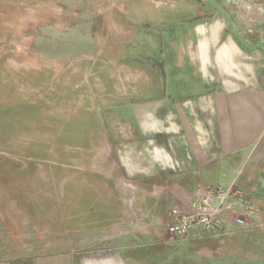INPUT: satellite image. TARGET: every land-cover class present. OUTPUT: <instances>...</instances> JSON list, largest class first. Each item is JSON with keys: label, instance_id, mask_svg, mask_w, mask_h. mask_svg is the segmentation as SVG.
Listing matches in <instances>:
<instances>
[{"label": "rangeland", "instance_id": "rangeland-1", "mask_svg": "<svg viewBox=\"0 0 264 264\" xmlns=\"http://www.w3.org/2000/svg\"><path fill=\"white\" fill-rule=\"evenodd\" d=\"M27 2L0 3V264L62 260L79 248L76 237H81L85 251L114 250L117 235L123 233L125 198H151L148 208L154 207L155 218L169 224L174 208L191 212L203 193L220 203L226 192L224 204L239 201L251 207L246 224H235L232 214L223 210L213 229L197 227L185 237L166 231L161 237L165 242L148 261L264 264V0L225 3L227 11L220 20L233 27V36L250 53L241 63L249 58L255 64L249 85L240 83L233 94L241 108L233 120L226 119L240 124L238 132L230 133H239L238 144L247 147L249 173L241 169L234 179L219 180L218 186L193 180L192 188L174 194L169 178L161 180L154 194L126 197L123 179L115 182L118 194H103L100 186L112 183L98 175L116 171L115 153L123 151L125 138L137 137L123 133V90L134 93V73L143 70V98L156 99L165 92L163 83L152 82L151 75L160 73L162 66L168 69L166 48L184 43L182 27L203 21L196 17L202 4L187 3L190 15L174 16L171 9L181 5L178 0ZM158 11L163 16L152 20ZM128 28L137 35H123ZM139 149L127 148L124 154L137 160L144 155ZM244 158L241 153L230 160L235 166ZM118 209L122 221L104 228L96 225V220H113L110 215ZM86 264L121 263L111 259Z\"/></svg>", "mask_w": 264, "mask_h": 264}, {"label": "crops", "instance_id": "crops-1", "mask_svg": "<svg viewBox=\"0 0 264 264\" xmlns=\"http://www.w3.org/2000/svg\"><path fill=\"white\" fill-rule=\"evenodd\" d=\"M28 1L27 3L47 2V0ZM125 1L128 0H123L124 3ZM159 1L155 0L157 3ZM199 1L202 6L196 17L203 21L182 27L184 43L178 46L169 44L166 48L168 53L165 58L167 57L168 69L162 66L160 73L151 75L152 82L155 79L156 84L160 81L163 83L166 87L165 92L156 99L143 98L141 84L144 83L143 70L140 72L137 70L134 73L136 78L130 80L135 84L136 91L131 93L123 90V110L120 112L121 115L123 114V133L132 132L137 137L130 140L125 138L123 151H119V154L123 155L115 153L117 157L115 162L118 163L116 171L113 170L110 175L98 174L101 178L110 180L109 184L112 183V185L100 186L105 190L101 193L118 194L115 186L117 179H123V196L126 197L154 194L161 188V180L169 178L174 181L171 190L174 194L178 189L192 188L193 180L203 186H218L219 180L228 177L234 179L241 169L249 173L247 168L249 152L247 154L245 151L247 147L238 144L239 133L236 135L230 133L238 132L240 124L230 123L226 119L232 116L231 120H233L235 113L241 108L240 104L235 102L236 97L233 94L238 90L240 83L247 82L249 85L250 76L254 77L255 64L250 63L249 58L247 64L241 63V57L245 60L250 53L233 36L231 31L233 27L228 26V28L226 23L220 20H224L227 11L225 3L236 1L245 4L250 0ZM12 2L15 3L17 0H0V3ZM178 2L182 3L171 9L172 15H190L191 8L186 4H191L195 0H178ZM248 13L249 9L245 11L244 17H249ZM233 14L230 11V16L233 17ZM162 16L158 11L153 13L152 20ZM214 19L215 21H211ZM124 33L137 35L133 28H128L127 32L123 29V35ZM138 49L143 50V48ZM125 50L127 49L124 47L123 62L127 55ZM164 72L167 74L165 81L162 79ZM138 84L141 85L138 87ZM139 88L141 90L138 91ZM127 99L135 101V105H129ZM127 148H132L135 152L140 148L144 155L135 160V156L124 154ZM241 153L245 156L244 160L234 166L230 158L236 159ZM165 183L167 184V181ZM163 186L165 187V184ZM244 189L247 192L252 191L250 185H246ZM149 199L151 198H132V202L127 198L123 200L125 229L123 228V233L117 235L119 240L116 239L114 250L85 251L79 242L81 237H76L79 248L74 251L73 256L63 257L62 260L45 258L43 261H36L37 264H86V262L96 263L111 259L118 260L121 264H149L148 260L154 254V249L162 241L165 242L161 237L166 234L168 224V222L164 223V219L155 218L157 217L155 208H148ZM154 200L151 202L157 205ZM190 208L187 204L186 209L190 211ZM120 211L118 209L116 215L111 214L110 216L114 218L107 220L108 222H105V219L96 220V225L104 228L114 225L115 221H122ZM131 215L135 216V219L129 220ZM115 225L119 227L122 223ZM87 227H91L90 224ZM128 227L138 229L128 230L126 229ZM112 251L115 253L112 254ZM107 252L109 253L106 254ZM47 259L51 262L43 263L47 262Z\"/></svg>", "mask_w": 264, "mask_h": 264}, {"label": "built area", "instance_id": "built-area-1", "mask_svg": "<svg viewBox=\"0 0 264 264\" xmlns=\"http://www.w3.org/2000/svg\"><path fill=\"white\" fill-rule=\"evenodd\" d=\"M221 196V202L217 203L214 202L209 194L203 193V198L200 200V203L195 205L194 210L191 212H182L174 208L171 213V223L167 225L166 229L168 234L185 237L191 230L197 227H200L202 230L213 229L220 223L219 216L223 210H228L232 214L235 224H246L244 218L252 214L251 207L243 205L239 201L224 204L229 194L226 192Z\"/></svg>", "mask_w": 264, "mask_h": 264}]
</instances>
